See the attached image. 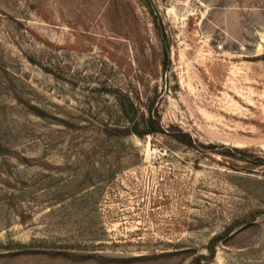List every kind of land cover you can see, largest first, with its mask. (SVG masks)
Listing matches in <instances>:
<instances>
[{
    "label": "rangeland",
    "instance_id": "1",
    "mask_svg": "<svg viewBox=\"0 0 264 264\" xmlns=\"http://www.w3.org/2000/svg\"><path fill=\"white\" fill-rule=\"evenodd\" d=\"M0 264H264V0H0Z\"/></svg>",
    "mask_w": 264,
    "mask_h": 264
},
{
    "label": "trees",
    "instance_id": "2",
    "mask_svg": "<svg viewBox=\"0 0 264 264\" xmlns=\"http://www.w3.org/2000/svg\"><path fill=\"white\" fill-rule=\"evenodd\" d=\"M149 8L151 10L152 15H154V7L150 3H149ZM154 20H155V24H156L157 28L161 32V40H162L164 47H165L166 63H167V67H168L170 65V60H169V47H168L167 39H166L164 32L162 31V25H161L160 21L158 20L157 16L154 17ZM121 109H122V112L127 117L128 122L132 124V128L130 129L131 130L130 133H133L140 138H144L146 136H151V135H155V134L167 133V131L164 129V127L161 124V118L159 116L158 108H155V105H152V107L149 108L147 118L145 117V115L142 116L141 123L136 121V116H137L138 112L135 109L134 104L131 103V101H128V104L122 102L121 103ZM141 125L143 126L142 130L140 129ZM174 136L180 142L184 143L187 146H190V147L195 146L194 141L188 135H186L184 133H177ZM207 149L215 151L218 149V147L217 146H210V147H207ZM228 150L231 153H239V154H242L243 156H245L244 153L238 149H228Z\"/></svg>",
    "mask_w": 264,
    "mask_h": 264
}]
</instances>
